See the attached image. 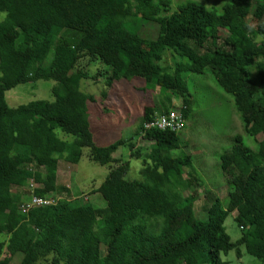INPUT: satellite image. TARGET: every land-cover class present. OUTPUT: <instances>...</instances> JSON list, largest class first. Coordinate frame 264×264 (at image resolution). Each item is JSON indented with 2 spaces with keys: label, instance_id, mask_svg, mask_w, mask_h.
I'll use <instances>...</instances> for the list:
<instances>
[{
  "label": "trees",
  "instance_id": "trees-1",
  "mask_svg": "<svg viewBox=\"0 0 264 264\" xmlns=\"http://www.w3.org/2000/svg\"><path fill=\"white\" fill-rule=\"evenodd\" d=\"M171 5L0 0V264H230L221 254L240 245L264 264V0H230L220 10L193 1L175 11ZM153 24L156 36L139 32ZM85 58L102 66L108 88L134 78L155 87L158 102L145 107L131 140L95 144L88 106L96 98L81 89L90 78L80 65ZM194 75L212 76L233 97L244 134L257 143L253 150L237 135L220 155L228 200L211 197L205 219L195 212L202 173L190 155L180 156ZM40 80L55 83L52 100L8 105V91ZM171 112L182 116L181 131H144L154 116ZM141 135L150 147L134 142ZM123 146L141 161L142 179H126L130 162L114 158ZM84 149L110 166L93 193L104 208L72 207L70 189L57 184L59 161L78 164ZM32 184L28 196L13 190ZM32 196L53 203L23 212ZM230 213L242 230L236 243L225 228Z\"/></svg>",
  "mask_w": 264,
  "mask_h": 264
},
{
  "label": "rangeland",
  "instance_id": "rangeland-1",
  "mask_svg": "<svg viewBox=\"0 0 264 264\" xmlns=\"http://www.w3.org/2000/svg\"><path fill=\"white\" fill-rule=\"evenodd\" d=\"M158 2L159 0H154ZM171 11L187 2H197L208 8L222 9L230 3V0H171ZM4 14H0L3 17ZM132 29L136 31L137 26ZM159 27L155 24L145 26L139 30L142 34L156 36ZM221 36H227L226 30H221ZM152 38V37H149ZM167 64H171L169 57ZM90 73V78L82 81L83 92L93 95L96 103L89 104V118L94 142L97 146L105 147L120 140L129 141L134 138L141 122L146 106H154L158 97L154 94L155 87L149 88L141 78L120 80L112 87H107L106 78L101 76L103 68L100 64L90 63L85 58L80 63ZM106 68V67H105ZM100 71V72H99ZM53 81L40 80L36 83L20 85L6 93V100L10 107L17 108L37 100H52ZM157 89V88H156ZM188 92L190 94L191 107L186 121L187 130L181 135L182 149L180 156L190 155L193 165L202 173L204 187L198 188L195 212L201 219L206 218V211L210 206V198L220 197L224 204L228 200V179L222 171L220 155L231 146L233 137L243 136L244 143L253 150L257 149V143L246 136L243 131L240 113L236 110L233 97L221 89L214 78L198 77L194 75L188 78ZM106 93V97L103 94ZM162 100L161 98L159 101ZM173 105L181 107L182 100L174 99ZM60 138H68L62 131H56ZM71 138V137H69ZM138 147H150L142 135L135 137ZM180 153L175 151L174 154ZM90 150H83V157L78 164H72L64 160L59 161L57 184L70 189L71 194L66 199L72 207L88 204L97 207H106L105 200L99 193L93 194L106 180L110 166H100L89 157ZM178 155V154H177ZM114 158L130 162V170L126 176L128 180H140L142 169L140 160L131 159L128 147H121ZM113 167L115 164L112 165ZM35 187V186H34ZM33 187L14 188L16 192L28 196L33 193ZM211 190V194L207 192ZM186 193L185 195H187ZM27 198V197H26ZM236 213H230L225 221V228L231 242L236 243L242 237V230L236 220ZM238 251L242 256L238 257ZM221 259L230 264H263L259 259L246 253L244 245L238 246L228 254H221ZM40 264H48L42 262Z\"/></svg>",
  "mask_w": 264,
  "mask_h": 264
},
{
  "label": "built area",
  "instance_id": "built-area-1",
  "mask_svg": "<svg viewBox=\"0 0 264 264\" xmlns=\"http://www.w3.org/2000/svg\"><path fill=\"white\" fill-rule=\"evenodd\" d=\"M152 129L158 130H167L171 129L173 131L182 130V116L179 113L171 112L169 115H156L150 121L144 125V131H149ZM34 188V185H31ZM53 200L51 199H42L36 196H32L30 200H27L22 208L23 212H27L32 207L51 205Z\"/></svg>",
  "mask_w": 264,
  "mask_h": 264
},
{
  "label": "crops",
  "instance_id": "crops-1",
  "mask_svg": "<svg viewBox=\"0 0 264 264\" xmlns=\"http://www.w3.org/2000/svg\"><path fill=\"white\" fill-rule=\"evenodd\" d=\"M150 144V143H149Z\"/></svg>",
  "mask_w": 264,
  "mask_h": 264
}]
</instances>
